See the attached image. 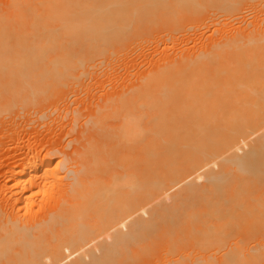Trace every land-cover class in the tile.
Returning <instances> with one entry per match:
<instances>
[{
	"label": "bare ground",
	"instance_id": "bare-ground-1",
	"mask_svg": "<svg viewBox=\"0 0 264 264\" xmlns=\"http://www.w3.org/2000/svg\"><path fill=\"white\" fill-rule=\"evenodd\" d=\"M0 264H264V0H0Z\"/></svg>",
	"mask_w": 264,
	"mask_h": 264
}]
</instances>
